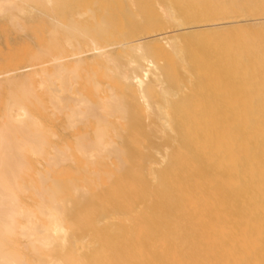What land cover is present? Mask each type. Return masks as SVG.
Instances as JSON below:
<instances>
[{
	"label": "bare ground",
	"instance_id": "1",
	"mask_svg": "<svg viewBox=\"0 0 264 264\" xmlns=\"http://www.w3.org/2000/svg\"><path fill=\"white\" fill-rule=\"evenodd\" d=\"M0 264H264V0H0Z\"/></svg>",
	"mask_w": 264,
	"mask_h": 264
},
{
	"label": "rangeland",
	"instance_id": "2",
	"mask_svg": "<svg viewBox=\"0 0 264 264\" xmlns=\"http://www.w3.org/2000/svg\"><path fill=\"white\" fill-rule=\"evenodd\" d=\"M256 32H257V31H256ZM217 33L221 34L222 32H217ZM223 33H224L225 36L228 37V39L236 38V36L238 37V36H240V35L242 36V34H241L242 32H241V33H240V32H237V33H236V32L230 31L229 33L227 32L229 35H226V34H227L226 32H223ZM230 33H231V34H230ZM232 33H233V34H236V36L233 37V34H232ZM238 33H239V34H238ZM247 33H249V35L246 34V36H247V35L250 36V35H252L254 32H253V31L250 32V30H249ZM208 34H209V35H208ZM208 34H206V36H205V35H202V36L195 37V38H201V37H202V38H204V39H205V38L207 39V38L209 37L210 40H211V39H215V40L217 39V41H218V38H224V35H222V34H221V35L216 34V32H215L214 34H213V33H212V34L208 33ZM237 34H238V35H237ZM244 34H245V33H244ZM207 35H208V36H207ZM229 36H231V37H229ZM250 37H251V36H250ZM195 38H193V39H195ZM225 38H226V37H225ZM225 38H224V39H225ZM243 38H244V36H243ZM240 39H241V37H240ZM220 40H223V39H220ZM212 41H213V40H212Z\"/></svg>",
	"mask_w": 264,
	"mask_h": 264
}]
</instances>
